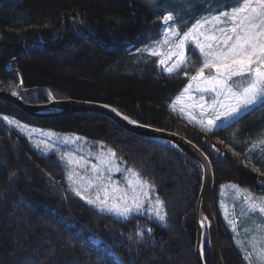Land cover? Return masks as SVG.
<instances>
[{
    "label": "trees",
    "instance_id": "16d2710c",
    "mask_svg": "<svg viewBox=\"0 0 264 264\" xmlns=\"http://www.w3.org/2000/svg\"><path fill=\"white\" fill-rule=\"evenodd\" d=\"M156 2L0 0V88H15L21 74L23 87L45 86L56 98L111 104L141 123L196 143L212 161L215 184L259 188L264 159L249 157L245 143L257 135L264 102L232 125L206 132L168 107L184 78L160 73L152 59L135 63V50L149 41L150 23L161 12ZM202 9L191 7L190 20ZM21 97L29 103L45 101L40 91ZM0 113L109 146L152 185L165 212L161 222L94 209L68 188L55 154L36 152L0 119V264H197L201 168L193 158L136 137L98 114L36 118L6 102H0ZM213 212L224 264H245L215 198ZM206 244L207 236L204 260L214 264Z\"/></svg>",
    "mask_w": 264,
    "mask_h": 264
},
{
    "label": "rangeland",
    "instance_id": "374dc122",
    "mask_svg": "<svg viewBox=\"0 0 264 264\" xmlns=\"http://www.w3.org/2000/svg\"><path fill=\"white\" fill-rule=\"evenodd\" d=\"M208 1L213 2V0H159V2H156L159 4L158 7L161 12L157 14L150 23L153 33L149 41L135 50V63L143 62V59H146V61L152 59L159 69V72L168 75L158 63L160 57L150 55L147 50L159 46L161 51H166L167 45L162 43L165 39V35L163 34L165 28L169 26L175 27L180 35H183V33L188 31L198 20H208L210 17L218 15L220 12L228 11L232 7L239 6L238 0H219L217 3H209ZM201 4H207V6L203 7ZM191 7L203 8L201 13L199 12L196 14L192 20H190L189 17V13H192V11L190 12ZM154 9L156 10L155 7ZM169 12L173 14L174 20L170 22L169 25H164L162 23V17ZM225 26L227 25L212 22L205 24L204 30L208 34H212L213 28L218 29ZM215 34L219 35V32L217 31ZM168 38L174 41L179 37H173L169 33ZM194 47V44L190 42L188 45L189 50L187 51V55L190 58L189 63L184 70L173 74L185 79L179 91L172 95L168 103V107L176 113L179 118L181 117L180 119L184 120L185 123L198 126L208 132L232 125L240 116L253 110L261 103V101H258L252 107L242 110L231 120H217L215 126L208 128L206 127V122L208 119L214 117V113L207 106L216 99L215 93L204 91L203 88L205 86L203 85L200 89H197L196 85L193 84L189 93L174 105L175 110H173L172 105L176 97L181 94L182 90L188 85L191 75H194L196 69L200 67V63L195 62L199 55V50L196 49L194 55L192 51ZM184 71L188 72L187 77L184 75ZM205 75L214 76L215 71L213 69H206ZM242 80L243 78L241 77L233 78L236 84L242 83ZM221 99H223V97H221ZM201 104L205 106L203 112L198 106ZM182 108L183 111H181ZM260 113L264 114V107L260 109ZM4 117L16 121L19 126H17V124L7 123V121L3 119ZM253 118L256 119L257 117ZM0 119L9 130L23 136L27 140L29 146L36 152L40 154H55L64 168L65 183L75 196L77 195L72 191V188H79L83 192L89 180H94V183L88 188L87 192H84V195L93 200H95L97 196L103 200L106 190L108 203H119V196L122 192L130 191L127 181L131 176L127 169L131 168L134 171L136 170L118 158L116 154L114 157H109L108 150L111 149L113 151V149L102 142L88 139L73 132H60L50 128L35 126L10 114L0 113ZM200 120H204L205 125L200 124L198 122ZM256 125H258L256 128L257 135L252 139L246 140V143H244L246 144V153L249 157L254 158L255 161H261V159H264V143H262V141H264V118L260 123L256 122ZM220 144H222V142ZM103 159H107L108 163L102 164L101 160ZM70 160L72 163H69ZM94 168L97 169L95 172L93 171ZM70 174H72L73 180L76 181L75 184L68 179ZM81 177L84 179L81 180ZM95 177H100V179L95 180ZM139 178L141 180H146L140 175ZM259 184V188L257 184L255 188L241 186L233 182H219L215 184L214 198L216 210L226 230L228 229L232 237V243L241 254L245 264H249V260L245 259V254L246 252L252 251L251 245L253 243L258 242V247L264 249V215L260 214L258 210L256 212H250L248 204L245 203V193L251 194L255 198L264 197V183L260 182ZM232 185L238 187L233 188ZM113 189H118L119 191L114 192ZM145 190L148 192V196L142 197L144 199L142 209L130 213L128 217L132 214H143L150 219L161 221L149 210V205L151 204L154 207V202L157 199L152 185ZM77 197L88 204L87 200L81 199L79 196ZM129 203H131V201H129ZM90 206L100 212L120 217L114 212L101 211L100 208L95 205ZM163 214L165 216V212ZM164 221L165 219L161 222ZM233 225H235V228ZM251 264H259L255 256L252 257Z\"/></svg>",
    "mask_w": 264,
    "mask_h": 264
},
{
    "label": "snow or ice",
    "instance_id": "6c2138e0",
    "mask_svg": "<svg viewBox=\"0 0 264 264\" xmlns=\"http://www.w3.org/2000/svg\"><path fill=\"white\" fill-rule=\"evenodd\" d=\"M238 3V7L220 12L208 20H198L183 35H180L175 27L165 28L163 33L165 39L162 43L167 45L166 51H161L159 46L147 49L150 55L160 57L158 63L169 76L184 70L189 63L190 58L187 51L190 42L195 46L192 49L194 55L195 50H199L195 62L200 63V67L196 69L194 75H191L188 85L176 97L172 107L175 110L174 105L189 93L193 84L197 89H200L202 85L205 86L204 91L213 92L216 96V99L207 106L214 113V117L206 122L208 128L215 126L217 120H231L242 110L252 107L258 101L264 102V0H238ZM173 20L174 16L171 12L162 17L164 25H169ZM212 22L227 26L213 28L212 34H208L204 30V25ZM217 31L219 35L215 34ZM169 33L171 36L179 38L174 41L170 40ZM206 69H213L215 75L206 76ZM184 75L187 77L188 72L184 71ZM234 77L243 78L242 83L236 84L233 81ZM198 106L203 112L205 106L203 104ZM113 111L116 110L113 109ZM3 119L9 124H17L16 121L8 117ZM198 122L205 125L204 120ZM17 126L19 125L17 124ZM108 156L114 157L115 153L109 149ZM69 163L72 161L70 160ZM101 163H108V160L103 159ZM96 170L93 169L94 172ZM127 171L131 176L127 181L130 191L122 192L119 196V203L109 204L106 190L103 200L99 196L95 200L85 196L84 192H87L88 188L93 185L94 180L87 182V187L83 189V192L76 187H73L72 191L81 199L87 200L88 204L100 208L101 211L114 212L126 219L130 213L142 209L144 204L142 197L148 196L145 189L151 187L148 181L139 178L136 171L131 168ZM68 179L73 184L76 183L72 174ZM94 179L98 180L100 177ZM232 187L237 188L238 186L232 185ZM113 191L119 190L113 189ZM154 203V207L149 205V210L163 221L165 219L163 201L157 198ZM245 203L248 204L250 212L258 210L260 214L264 215V197L255 198L251 194L245 193ZM233 227L235 228V225ZM137 235H141V233L138 232ZM251 247L252 251L246 252L245 259L249 260V264H251L252 257L255 256L259 264H264V249L258 247V242L253 243Z\"/></svg>",
    "mask_w": 264,
    "mask_h": 264
},
{
    "label": "water",
    "instance_id": "95a60500",
    "mask_svg": "<svg viewBox=\"0 0 264 264\" xmlns=\"http://www.w3.org/2000/svg\"><path fill=\"white\" fill-rule=\"evenodd\" d=\"M34 91L43 93L45 101L41 103H29L22 99V94ZM0 102L12 104L21 113L36 118L76 113L102 115L136 137L193 158L201 168V185L195 208L196 233L194 254L196 262L197 264H206L203 251L204 240L207 234L206 245L213 263L224 264L219 247L218 225L213 212L215 190L213 166L208 155L196 143L178 133L141 123L123 114L116 107L108 103L73 98H56L45 86L23 87L21 74L20 82L15 88H0ZM113 109L116 111H113ZM124 117H127V119H124ZM132 121H135V123H132Z\"/></svg>",
    "mask_w": 264,
    "mask_h": 264
},
{
    "label": "bare ground",
    "instance_id": "6f19581e",
    "mask_svg": "<svg viewBox=\"0 0 264 264\" xmlns=\"http://www.w3.org/2000/svg\"><path fill=\"white\" fill-rule=\"evenodd\" d=\"M212 162V161H211Z\"/></svg>",
    "mask_w": 264,
    "mask_h": 264
}]
</instances>
